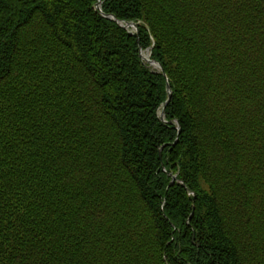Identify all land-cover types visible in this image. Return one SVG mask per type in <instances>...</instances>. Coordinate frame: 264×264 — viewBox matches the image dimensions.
<instances>
[{
    "label": "trees",
    "instance_id": "obj_1",
    "mask_svg": "<svg viewBox=\"0 0 264 264\" xmlns=\"http://www.w3.org/2000/svg\"><path fill=\"white\" fill-rule=\"evenodd\" d=\"M0 264H264V0H0Z\"/></svg>",
    "mask_w": 264,
    "mask_h": 264
},
{
    "label": "water",
    "instance_id": "obj_2",
    "mask_svg": "<svg viewBox=\"0 0 264 264\" xmlns=\"http://www.w3.org/2000/svg\"><path fill=\"white\" fill-rule=\"evenodd\" d=\"M100 3H101V1H99V3L97 5L99 6ZM123 26H124V28L133 27L134 29H136L135 25H133L132 23H129V24H126V25H123ZM140 56H141L142 59H144L145 61H147L149 64H151V65H153V66L158 67V68L161 69V66H160L159 63H157V62H155L153 60H150L149 58H147L146 56H144L142 52H140ZM167 90H168V98L164 102L163 108L169 103L170 98H171V91H170V88H169L168 83H167ZM160 118L161 119L164 118V111L163 110L160 112ZM173 180H174V177L172 178V182H173Z\"/></svg>",
    "mask_w": 264,
    "mask_h": 264
},
{
    "label": "rangeland",
    "instance_id": "obj_3",
    "mask_svg": "<svg viewBox=\"0 0 264 264\" xmlns=\"http://www.w3.org/2000/svg\"><path fill=\"white\" fill-rule=\"evenodd\" d=\"M146 54H148V51H145ZM173 183V182H172Z\"/></svg>",
    "mask_w": 264,
    "mask_h": 264
},
{
    "label": "bare ground",
    "instance_id": "obj_4",
    "mask_svg": "<svg viewBox=\"0 0 264 264\" xmlns=\"http://www.w3.org/2000/svg\"><path fill=\"white\" fill-rule=\"evenodd\" d=\"M175 179V178H174Z\"/></svg>",
    "mask_w": 264,
    "mask_h": 264
}]
</instances>
